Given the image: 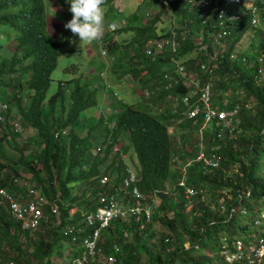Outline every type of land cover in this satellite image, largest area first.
Masks as SVG:
<instances>
[{
    "label": "trees",
    "instance_id": "1",
    "mask_svg": "<svg viewBox=\"0 0 264 264\" xmlns=\"http://www.w3.org/2000/svg\"><path fill=\"white\" fill-rule=\"evenodd\" d=\"M113 1L106 0L105 18L122 23L99 40L105 56L111 57L99 64L98 74L84 81L78 76L58 81L47 96L68 30L50 28L44 9L26 14L21 0H0V96L10 104L8 113L19 112L16 120L21 123L17 129L9 116L0 120V188L27 202L31 187L47 201L42 204L46 219L35 229H24L8 204H1L0 195V264H56L52 257L75 264L84 253L82 238L97 225L88 223L86 214L100 205L98 193H116L118 188L126 192L127 201L136 203L128 195L131 187L123 186L130 166L146 202L155 199L150 220L115 217L101 229V254L92 264L112 255L116 264H221L223 249L235 239L249 244L264 237V0L255 1V24L246 14L232 22L224 17L223 25L222 18L192 1L141 0L145 7L128 14L114 8ZM218 4L238 13L231 0ZM223 30L226 34L216 42ZM172 31L176 50L167 44L156 49ZM127 32L133 37L126 44L113 39V34ZM245 33L254 40L246 50H236ZM176 62L183 65L185 76L176 74ZM102 72L110 74L109 82L127 77L129 86L145 87L143 98L151 100L148 104H154L157 114L150 113L147 103L145 108L116 100L108 115L94 117L111 90L100 78ZM211 77L212 93L222 91L221 96L213 94V102L226 109L239 105L235 128L220 135L219 126H208L201 134L203 119L185 117L181 101L194 88L189 80L203 85ZM88 108H93L90 116ZM170 126L187 129L180 148ZM191 135L194 140L185 142ZM97 146L101 151L94 153ZM128 146L136 162L127 160ZM200 152L217 156L218 165L203 168L197 159ZM103 175L109 177L106 184L100 183ZM182 178L184 185H179ZM185 187L198 192L187 196ZM51 205H56L57 217ZM70 227L74 230L68 234Z\"/></svg>",
    "mask_w": 264,
    "mask_h": 264
},
{
    "label": "built area",
    "instance_id": "2",
    "mask_svg": "<svg viewBox=\"0 0 264 264\" xmlns=\"http://www.w3.org/2000/svg\"><path fill=\"white\" fill-rule=\"evenodd\" d=\"M196 4H200L203 8H208L209 6H214L219 0H189ZM236 2L245 1L246 5L252 4V0H235ZM213 4H210L212 3ZM216 2V3H214ZM222 12V11H221ZM252 12H255V8H252ZM251 22L255 24L257 19L255 15L252 17ZM163 43H170L172 50L176 49V43L174 41L169 42L168 40H163L157 43V48H161ZM233 55H231L232 57ZM183 66L178 67V71L184 74ZM199 101L202 104L203 111L201 113L204 123L200 128V133L203 134V129L207 126L212 128L213 126H219L218 135L221 131L227 129L231 132L235 126V115L239 111V106L236 105L232 109L224 110L218 106H213L211 104V91L209 83L203 85L199 88ZM198 112V108L190 111L189 115L194 116ZM101 146H97L94 153L100 152ZM217 156H212V158L207 157L203 152H200L197 156L198 160H201L202 167L208 168L216 167L218 165V160H215ZM109 181L107 175H103L100 178L101 184H106ZM15 183H22L18 179H14ZM136 177L135 173L130 169L126 170V175L123 178V186L131 187L128 195L136 200V203H131L128 197H124L126 192H120L117 188L116 193H98L100 205L95 211H91L86 214V220L88 223H97L96 227L93 228L86 236L82 238V246L84 248V253L81 258H77L74 262L75 264H92L95 263V256L99 253L100 248L98 247V242L100 238L101 229L106 227L115 217L122 219L133 218L136 221L144 219L148 222L150 220L152 207L155 199H152V204L146 202L145 196L139 191L135 185ZM23 184L28 187L26 182ZM184 185V183H181ZM197 189L191 187H185V193L187 196H194L197 194ZM0 195L3 196L1 204L5 201L8 204L13 215L22 221L24 229H35L39 224V221L46 219V215L43 213L42 204L44 205L47 201L38 192L28 187L29 201L19 202L11 194L7 193L4 189L0 188ZM51 213L56 217L58 215V210L56 205L50 206ZM264 217V215L262 216ZM58 224V219L56 220ZM143 225V224H141ZM73 227L67 228L66 233H73ZM115 250H118L115 247ZM101 254V253H99ZM222 263L221 264H264V237L260 238L258 242L245 244L240 239H235L232 246L229 248H224L221 254ZM102 264H116V256L112 255L109 257H103Z\"/></svg>",
    "mask_w": 264,
    "mask_h": 264
},
{
    "label": "clouds",
    "instance_id": "3",
    "mask_svg": "<svg viewBox=\"0 0 264 264\" xmlns=\"http://www.w3.org/2000/svg\"><path fill=\"white\" fill-rule=\"evenodd\" d=\"M38 1L39 0H21V2L24 3L23 12L26 14L27 13L31 14L35 9L37 10V8H41L40 11L42 12L44 9V17L47 18L49 27L53 28L55 25H59L60 31H61L62 24L65 21H67L64 24L65 30H68V33L72 34L73 36H78L80 42H87V43L98 42L99 43V40L101 39V37H104L105 34L107 33L112 34L115 28L117 27V24L115 22L107 21V18H105L104 5L106 3V0H41V5L40 3H38ZM182 1H185V0H182ZM219 1L217 3L214 2L216 4L213 7L209 6L206 9L203 8L202 5L201 7L203 8V11L207 12L209 10L208 14H210L211 16H214L216 14L218 18L220 19L223 16V18L225 17L227 20L231 22L242 19V16L246 14H249L250 22L254 15L257 19L258 14L256 11V7L254 5L256 0H252V4L250 5H246L245 1L236 2L235 0H231L235 4V6L238 7V13H233V12L229 13L227 4H225L224 7H218ZM187 2H190V1L187 0ZM210 4H213V2ZM252 8H255L254 13L252 12ZM24 16L25 18L28 17L27 15H24ZM32 17L29 18L28 20L30 24H31V19H33ZM219 22L221 23L222 20H219ZM221 24L223 25V23ZM225 34H226V30L221 31L217 35L215 40L222 38ZM11 41L12 42H10L9 44L13 46L14 40L11 39ZM176 47H177V43H176ZM71 50L73 49L70 48V49H67L66 51H71ZM101 50H102V54L105 56V50L102 48ZM170 50L175 51L176 49L172 50V48L170 47ZM18 57L20 56L18 55ZM176 65L178 67L183 66V65H180L178 62H176ZM178 67L176 70V74L185 76L186 73H185L184 67H183L184 74H181L178 71ZM201 68L206 69L208 67L202 64ZM208 70H209V73L213 72L211 67H209ZM50 77H51V74H50ZM189 82L192 83L194 88H191L190 90L185 92L181 97V101L184 105V109H186L184 112L185 117L196 118L198 116H201L203 107H202L201 102L199 101V88L207 83H209L210 85L211 104L213 106H218L221 109L228 110L222 107L220 104H215L213 102L212 84L210 81H207L203 85H198L197 79H191L189 80ZM145 94H147V92ZM118 100H123V99L119 98ZM9 105L10 104L7 103L3 97L0 96V120H2L3 115L4 116L6 115L7 117L9 116L10 117L9 122L13 121V126L19 129L21 127V123L16 120V116L19 114V112L16 109H13L14 111H12L11 113H8ZM222 105H225V101L222 103ZM195 108H198V112L194 116H190L189 115L190 111ZM204 129H203V133H204Z\"/></svg>",
    "mask_w": 264,
    "mask_h": 264
},
{
    "label": "rangeland",
    "instance_id": "4",
    "mask_svg": "<svg viewBox=\"0 0 264 264\" xmlns=\"http://www.w3.org/2000/svg\"><path fill=\"white\" fill-rule=\"evenodd\" d=\"M141 3V0H114L113 1V7L116 8L118 11L122 10V12L128 14L130 12H132L133 10H137L139 5ZM143 7H145L144 4L140 5V8L142 9ZM178 21V20H177ZM67 21H65L62 26H61V31H65L64 28V24ZM122 21L118 20L116 22L117 27L119 25H121ZM223 23V16H222V22ZM133 37V33L132 32H127V33H122L121 35H116L113 34V39H115L116 42L121 43V44H126L127 42H129ZM255 37L252 38L250 33H245L242 35V37L239 39V41L234 45V48L236 50H246L248 48L249 43L252 41V39L254 40ZM64 41V45L62 47V52L60 53V55L57 58V62H56V66L54 67L52 73H51V83H50V87L47 93V96H50L51 94H53V92L56 90L57 88V83L58 81H67L71 78L75 77H79L81 78L82 81H84V78H90L91 75H95L98 74L99 72V64L105 60V58H110L111 56H104L102 54V50L101 47L99 45L98 42H92V43H87V42H80L79 37L78 36H73L72 34H69L67 32L66 35H64L63 38ZM259 41V39L255 40L256 45L258 44L257 42ZM217 42V40H216ZM10 43V42H8ZM7 45V43H6ZM206 45H203V47H205ZM73 49L71 51H66L67 49ZM200 51V49H197L195 51H193V53L191 54V56H195L196 54H198ZM260 57V55H259ZM87 64H89L90 68H87ZM71 67V68H77V70L75 72L71 71V70H65L67 67ZM105 79L107 84H110L109 87H111V90L109 92H107L105 94V96L103 95L102 100L100 102L99 108L97 111L94 112V117H99L100 115H108L111 111V106L112 104L118 100L119 98L125 100V102H127V104L131 103L132 101L134 102H139L142 106H144L146 108V103L147 105H149L151 111V114H157L156 109L154 108V104H148L150 103V99H146L143 98V96H145V87H142L141 85H136V89L138 91L139 94H135L134 92H132L130 90V88L128 87V82H129V78H125L122 81H115L114 82H109V78H111L109 73H103L101 74V77ZM214 77L210 78V82ZM90 81V80H89ZM106 84V86H107ZM105 90H103L104 92ZM222 91L218 90L216 92H213L214 96H221ZM142 95V96H140ZM152 95V94H151ZM150 95V96H151ZM148 96V95H147ZM97 98H98V94H97ZM171 107H173V105H171ZM93 108H88L87 109V115L90 116L91 115V110ZM154 109V110H153ZM169 132L172 133L173 136V140L175 141V144L178 148H180L183 143V137L182 134L187 132V129H180V128H176L174 129L173 126H170L168 128ZM24 131L26 132H30V130L28 128H25ZM27 134V133H25ZM189 140V141H193L194 140V136L191 135L190 137H185V142ZM10 157H13L12 153L10 154ZM132 157L131 159H133L136 162V155L135 152L132 148V146H128L127 147V152H126V158L127 160ZM178 159L179 156L176 157L175 161H179ZM264 160V158H263ZM130 162V160H129ZM189 163V161L187 162ZM131 169H133V167L130 166ZM130 169V170H131ZM132 171V170H131ZM181 183H184V179H180L179 180V185H182ZM82 189V187H80ZM80 189V191H81ZM261 216L264 215V211L260 213ZM69 251V248L67 247L64 253H67ZM68 260V259H65ZM51 261L56 263V264H63V261L60 260L57 257H52Z\"/></svg>",
    "mask_w": 264,
    "mask_h": 264
},
{
    "label": "crops",
    "instance_id": "5",
    "mask_svg": "<svg viewBox=\"0 0 264 264\" xmlns=\"http://www.w3.org/2000/svg\"><path fill=\"white\" fill-rule=\"evenodd\" d=\"M175 34H176V32L175 31H172V35L170 36V37H167V38H163V39H161L159 42H161V41H163V40H168L169 42H171V41H174L175 43H176V40H175ZM158 42V43H159ZM166 43H163V46L165 45ZM170 43H168L167 45H168V48H170V45H169ZM162 46V47H163ZM161 47V48H162ZM156 49H160V48H157V44H156ZM128 84H129V82H128ZM128 87L130 88V90L132 91V92H134L135 93V91L137 90L136 89V87L137 86H135V85H133V83L131 82V84H130V86L128 85ZM136 94V93H135Z\"/></svg>",
    "mask_w": 264,
    "mask_h": 264
}]
</instances>
